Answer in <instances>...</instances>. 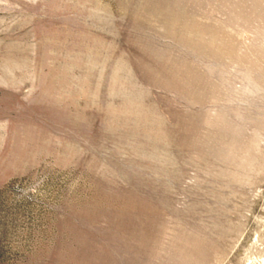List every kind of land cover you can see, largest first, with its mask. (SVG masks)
Listing matches in <instances>:
<instances>
[{"label": "rangeland", "instance_id": "rangeland-1", "mask_svg": "<svg viewBox=\"0 0 264 264\" xmlns=\"http://www.w3.org/2000/svg\"><path fill=\"white\" fill-rule=\"evenodd\" d=\"M0 264H264V0H0Z\"/></svg>", "mask_w": 264, "mask_h": 264}]
</instances>
